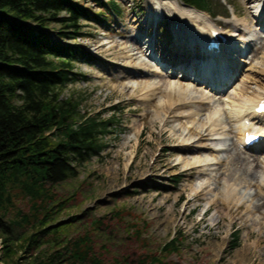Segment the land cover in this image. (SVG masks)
<instances>
[{
    "label": "rangeland",
    "instance_id": "374dc122",
    "mask_svg": "<svg viewBox=\"0 0 264 264\" xmlns=\"http://www.w3.org/2000/svg\"><path fill=\"white\" fill-rule=\"evenodd\" d=\"M120 1L122 17L103 25L83 21L85 37L77 41L59 39L58 32L67 30L60 24L44 28L52 39L66 45L79 43L94 57L91 63L75 64V72L82 76L64 89L63 96L82 99V113H99L104 118L114 114L118 120L102 139L104 149L78 166L76 178L49 186L52 197H46L47 202H38L35 208L22 188H12L10 198L1 202L0 264L4 257L9 264L47 262L56 250L67 254L64 247L72 248V241L79 237L89 240L91 255L109 264L126 260L139 264L143 255L151 253L171 264H264V151L239 148V118L250 111L255 95L264 94V28L257 24L259 4L256 0H214L218 9L227 1L233 5L228 18L209 15L212 23L234 33L237 46L251 48L244 55L236 53V62L227 56L216 59L214 75L205 74L207 61L197 59L184 77L182 69L172 75L162 68L161 52L152 57L148 47L153 41L171 46L176 38L190 40L202 36L204 30L180 15L178 27L189 29L179 32H187L185 36L172 33V22L149 21L152 15L174 18L173 0ZM247 40L250 45L243 47L240 43ZM135 67L145 75H130L129 69ZM223 67L236 75L229 85H220L223 92L212 90L208 80H195L204 73L221 84ZM169 81L189 84L195 98L179 100L177 94L171 95L165 88ZM170 101L174 103L169 105ZM235 104L244 108L239 118L232 114ZM217 105L225 113L222 119L217 123L203 120L208 109ZM199 109L204 111L202 119L194 120V111ZM145 112L148 117L141 120ZM199 132L214 135L203 141ZM175 144H184L186 149L173 152ZM238 156L257 157V169L255 163L250 170L233 165ZM40 204L49 213L40 210ZM45 228L39 244H32L25 253L24 241ZM4 233L11 238L8 243ZM175 236L181 242L179 251L162 252ZM236 239L238 246L230 247ZM5 244L15 247L12 255L6 256ZM62 258H56L55 264H69Z\"/></svg>",
    "mask_w": 264,
    "mask_h": 264
},
{
    "label": "trees",
    "instance_id": "16d2710c",
    "mask_svg": "<svg viewBox=\"0 0 264 264\" xmlns=\"http://www.w3.org/2000/svg\"><path fill=\"white\" fill-rule=\"evenodd\" d=\"M183 1L213 11V0ZM115 14H123L120 0H0V210L13 187L30 195L35 208L38 202H47L46 197H52L49 186L76 178L78 166L104 149L102 139L111 133L116 116L82 113V99L63 96L64 89L81 75L75 72V64L82 59L90 63L92 55L80 44L52 39L44 28L60 24L67 30L58 32L59 39L77 41L85 36L83 21L103 23ZM39 207L49 210L43 204ZM44 231L46 228L24 241L25 253L32 244H39ZM140 232L137 230L138 236ZM4 234L8 243L11 238ZM72 243V248L64 247L67 254L56 250L47 262L37 264H55L62 257L69 264H109L90 254L89 240L79 237ZM5 245L6 256L12 255L15 247ZM180 245L175 236L161 251L178 252ZM235 246L237 239L230 244ZM4 264H9L7 257ZM139 264L171 262L151 253L143 255Z\"/></svg>",
    "mask_w": 264,
    "mask_h": 264
},
{
    "label": "bare ground",
    "instance_id": "6f19581e",
    "mask_svg": "<svg viewBox=\"0 0 264 264\" xmlns=\"http://www.w3.org/2000/svg\"><path fill=\"white\" fill-rule=\"evenodd\" d=\"M253 0H249V2H252ZM263 6H264V0H261ZM173 3L175 5V11L178 15L180 16H185V17H188V18H191L199 23H201L202 25H206L205 27L207 28H210V27H213V25L211 24V21H210V18L208 16V14H206L205 12H201L199 10H196L194 8H190V7H186L184 6L183 4H181L178 0H173ZM259 7V10H261V5H257L256 8ZM260 19H262L260 21V23L262 22L263 23V27H264V8H263V12L260 13ZM159 20L158 17H156V21ZM173 20H176V21H173ZM178 19H168V18H164L162 21H165V22H169V23H173L174 24V28H176V25L178 23L177 21ZM149 21H152L151 19H149ZM145 24H142V27H144ZM183 31H185V28H182ZM191 40L193 39H197L201 44L202 46L204 47V49L206 50V42L205 40L203 39V37H198L196 38L195 36H191L190 37ZM155 45H156V49L155 51H160L161 52V55H162V60L166 63L169 64H173V67L175 69V73H178V71L181 69V64L182 62L185 63V65L187 66L186 69H187V72H190V69L194 66L193 64L195 63L196 59L199 57V53L196 51V49L194 48V45L188 43V41H184L182 39H177L175 40L171 46L170 45H164L162 43H158L157 41H155ZM242 47V46H240ZM225 48H227V50H231L232 47H229V45H225ZM143 49V50H142ZM140 52L144 53L145 52V49L143 47L140 46ZM211 53V52H210ZM223 54V52L221 53V55ZM216 54H209L207 56L208 58V61L206 62V65L208 66V71L210 72L212 69H213V66L215 65L216 63ZM220 55V54H219ZM227 55V54H225ZM224 54L222 56H220L219 59H226V56ZM218 57V56H217ZM236 59L233 58V59H230L229 61H234ZM205 60V58H204ZM201 62V61H200ZM185 65L184 67L182 68L183 70L185 69ZM127 68H125L126 70ZM204 71L206 72V68H204ZM224 71V67L222 68V72ZM128 73L131 75V74H134V75H137V74H141V75H145V71L142 69V68H139V67H135L134 70L132 69H129ZM211 73V72H210ZM209 73V74H210ZM212 75H214L213 73H211ZM202 74L199 73L198 77L201 76ZM204 75V73H203ZM220 77V76H219ZM202 79V77L200 78V80ZM231 77H228V76H224L222 78V81L223 83H227L228 80H230ZM217 81H212L209 86H211L213 89L214 87H216L219 82L217 83ZM222 83V84H223ZM223 84V85H224ZM221 85V84H220ZM218 85V88L219 86ZM166 90H168L170 92L171 95L173 94H177L178 95V98L179 100H187L189 98L191 99H194L192 95L195 96V92L192 91V88L189 86V84H183V83H177V84H174L173 82H167L166 86H165ZM242 91H244L243 89H241ZM220 91V90H219ZM203 96V95H202ZM145 97V96H144ZM205 97V96H204ZM261 97H264V94H257L255 95V99H253V101L251 102L250 104V111L248 113H246L245 116H241V111L244 110V108H242L241 106H239L238 104H235L237 106V108H235L234 110H232V114L239 118V121H240V124H241V131H240V136L246 132V127L248 126L247 125V121L245 122V118L246 117H249V119H253V117H257V118H260V119H264V114L263 115H257L256 112H255V103L259 101V99ZM247 98V97H246ZM170 100V99H169ZM171 105L172 103H174L173 101H170L169 102ZM179 105H186L185 103H180ZM220 105H217L215 106L214 108L212 109H208L210 110V113H208V115L203 118V120H211L213 121L214 123H217L219 122V120L222 119L223 115H225V113H223V108L219 107ZM137 109V108H136ZM206 107L204 108V111H206ZM202 109H199V110H196L194 111L195 112V116H194V120L197 119V117L200 116V119H202V112H204ZM247 112V111H246ZM148 113L149 112H145V114L142 115V118L141 120H146L147 117H148ZM168 113H172V111H168ZM232 115V116H233ZM244 115V114H243ZM156 116H157V113H156ZM158 118H160V114L158 113ZM177 116H180V115H177ZM175 117V116H174ZM210 121V122H211ZM261 121V120H260ZM260 121H258L260 123ZM166 122H169L168 120ZM262 127L261 128H257L255 126V123H251V130H253L254 132H264V120H262ZM253 124V125H252ZM250 129V127H249ZM199 139L200 140H203V141H208L209 140V135H214L213 133H205V132H199ZM242 145V144H241ZM264 146V144H261L260 146ZM260 146H257L255 147L256 149H258ZM202 148H207L211 151H216L217 149L216 148H213V147H210V146H206V145H202ZM254 148V149H255ZM172 151L175 152V151H179V152H182L186 149V146L184 144H175L172 146ZM252 149V150H254ZM263 153V152H262ZM258 162H259V159L257 157H244V156H238L237 158H233L232 160V163L233 165H238V166H245L247 168V170H250L252 167H254V163H255V169H257V166H258ZM257 172V171H256Z\"/></svg>",
    "mask_w": 264,
    "mask_h": 264
}]
</instances>
